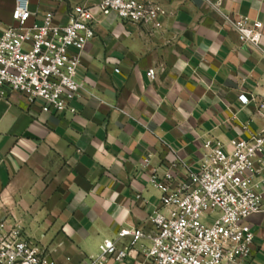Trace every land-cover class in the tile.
<instances>
[{"label":"crops","instance_id":"0c3cea01","mask_svg":"<svg viewBox=\"0 0 264 264\" xmlns=\"http://www.w3.org/2000/svg\"><path fill=\"white\" fill-rule=\"evenodd\" d=\"M27 1L32 26L48 14L65 25L75 6L100 0ZM157 1L169 13L160 30L115 17L97 25L82 56L76 114L44 113L42 102L14 92L0 97V217L21 220L56 264H94L108 241L126 248L129 239L118 232L150 229L149 217L161 207L154 174L171 172L183 182L187 169L200 170L206 140L230 149L231 140L264 130V28L256 48L224 20L264 24V0ZM15 5L0 0V36L13 24ZM262 209L249 219L251 264H264V195ZM108 264L144 261L128 256Z\"/></svg>","mask_w":264,"mask_h":264},{"label":"built area","instance_id":"2783aa9c","mask_svg":"<svg viewBox=\"0 0 264 264\" xmlns=\"http://www.w3.org/2000/svg\"><path fill=\"white\" fill-rule=\"evenodd\" d=\"M191 1V0H187ZM168 10L157 0H100L72 9L65 25L48 14L42 24L27 23L32 16L27 0H16L13 24L0 36V97L9 92L31 102H42L44 113H71L83 89L78 79L82 56L96 36V27L115 17L123 24L160 30ZM240 42L259 48L264 24L248 17L224 16ZM119 72V70H117ZM148 76L155 80V70ZM248 105L246 95L239 96ZM264 117V96L258 102ZM207 155L200 170L187 169L178 182L171 172L152 183L162 193L161 207L149 217L150 229L135 227L118 232L129 239L126 248L108 241L100 246L94 264L141 257L144 264H251L254 233L249 219L263 211L264 130L248 140L234 139L227 149L206 140ZM150 164L149 158L144 161ZM0 264H56L51 251L29 238L14 215L0 217Z\"/></svg>","mask_w":264,"mask_h":264}]
</instances>
